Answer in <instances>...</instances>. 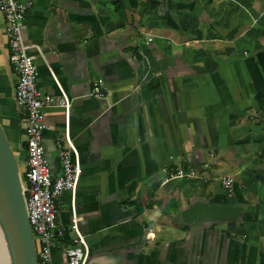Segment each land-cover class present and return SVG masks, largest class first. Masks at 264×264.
<instances>
[{
    "label": "crops",
    "instance_id": "0c3cea01",
    "mask_svg": "<svg viewBox=\"0 0 264 264\" xmlns=\"http://www.w3.org/2000/svg\"><path fill=\"white\" fill-rule=\"evenodd\" d=\"M22 35L40 51L39 91L70 98L66 122L45 109V156L66 133L81 163L74 193L56 199L55 264L72 214L85 264H264V0H33ZM7 57L0 12V125L22 169ZM179 165L199 176L166 178ZM195 200L241 211L189 223Z\"/></svg>",
    "mask_w": 264,
    "mask_h": 264
},
{
    "label": "built area",
    "instance_id": "2783aa9c",
    "mask_svg": "<svg viewBox=\"0 0 264 264\" xmlns=\"http://www.w3.org/2000/svg\"><path fill=\"white\" fill-rule=\"evenodd\" d=\"M33 4V0H0V12L4 20V34L7 41V61L15 74L16 80L12 95L18 111L23 115L25 165L18 170L20 191L30 231L32 235L36 264H55L52 261V244L64 233L56 221V199L61 192L69 190L74 193L81 163L77 152L64 134L63 141L59 135L54 136L53 145L60 159L59 172L52 175L42 144V132L46 127L45 109L59 107L64 113L65 122L70 108V98L58 86L57 94L41 93L36 86L35 50L40 54L35 43L26 42L22 35L23 18ZM101 79L92 81L89 93L97 98L103 96ZM166 178L197 177V171L188 166L162 168ZM220 184L230 193L232 176L220 175ZM70 229L73 234L70 243L62 248L64 261L61 264H85L89 255L88 244L77 229V216L70 217Z\"/></svg>",
    "mask_w": 264,
    "mask_h": 264
},
{
    "label": "water",
    "instance_id": "95a60500",
    "mask_svg": "<svg viewBox=\"0 0 264 264\" xmlns=\"http://www.w3.org/2000/svg\"><path fill=\"white\" fill-rule=\"evenodd\" d=\"M47 158V157H46ZM52 175L60 168L57 153L47 158ZM241 207L223 202L193 201L184 210L183 217L189 223L218 218H232ZM0 221L9 245L12 264H36L35 250L20 191L19 174L15 155L0 125Z\"/></svg>",
    "mask_w": 264,
    "mask_h": 264
},
{
    "label": "bare ground",
    "instance_id": "6f19581e",
    "mask_svg": "<svg viewBox=\"0 0 264 264\" xmlns=\"http://www.w3.org/2000/svg\"><path fill=\"white\" fill-rule=\"evenodd\" d=\"M0 236L2 238L1 240L3 241L2 242V251H3L2 257H3V259H2L1 264H12L11 252L9 249V245H8V242H7L1 221H0Z\"/></svg>",
    "mask_w": 264,
    "mask_h": 264
},
{
    "label": "rangeland",
    "instance_id": "374dc122",
    "mask_svg": "<svg viewBox=\"0 0 264 264\" xmlns=\"http://www.w3.org/2000/svg\"><path fill=\"white\" fill-rule=\"evenodd\" d=\"M19 165V164H18ZM18 169H19V171H21V168H20V166H18ZM2 238H1V236H0V264H1V262H2V259H3V257H2V254H3V251H2V240H1Z\"/></svg>",
    "mask_w": 264,
    "mask_h": 264
},
{
    "label": "trees",
    "instance_id": "16d2710c",
    "mask_svg": "<svg viewBox=\"0 0 264 264\" xmlns=\"http://www.w3.org/2000/svg\"><path fill=\"white\" fill-rule=\"evenodd\" d=\"M23 144H24V142H23ZM63 236H64V234H63Z\"/></svg>",
    "mask_w": 264,
    "mask_h": 264
}]
</instances>
